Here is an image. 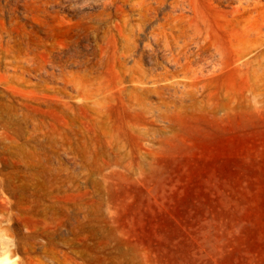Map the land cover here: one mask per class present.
Instances as JSON below:
<instances>
[{"label":"rangeland","instance_id":"1","mask_svg":"<svg viewBox=\"0 0 264 264\" xmlns=\"http://www.w3.org/2000/svg\"><path fill=\"white\" fill-rule=\"evenodd\" d=\"M225 5L0 0V255L264 264V0Z\"/></svg>","mask_w":264,"mask_h":264},{"label":"bare ground","instance_id":"2","mask_svg":"<svg viewBox=\"0 0 264 264\" xmlns=\"http://www.w3.org/2000/svg\"><path fill=\"white\" fill-rule=\"evenodd\" d=\"M256 1L257 0H248V5L247 6L250 7V5L255 4ZM222 2L224 4H226L225 7L229 8L230 10L236 11L237 13L239 12V10L237 9V6H233L234 0H222ZM243 10H245V11L243 13H241V14H249L251 12L247 8L246 9H243ZM260 53L262 55H264V51H261ZM241 62L243 64H245V65H250V64L258 63V56L257 55L252 56V54H246L244 60L241 61ZM10 258L11 257L9 256V254L7 252L1 254L0 255V264H15V262L11 261Z\"/></svg>","mask_w":264,"mask_h":264}]
</instances>
